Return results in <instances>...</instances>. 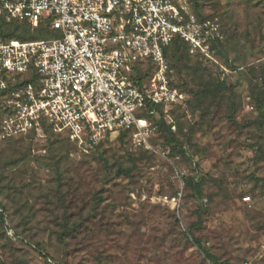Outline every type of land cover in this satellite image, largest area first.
Listing matches in <instances>:
<instances>
[{"label":"rangeland","instance_id":"1","mask_svg":"<svg viewBox=\"0 0 264 264\" xmlns=\"http://www.w3.org/2000/svg\"><path fill=\"white\" fill-rule=\"evenodd\" d=\"M178 1L224 36L217 63L182 56L173 76L197 169L163 132L153 150L129 137L85 153L63 133L11 135L0 118V264H46L38 246L53 264H214L202 249L264 264V0Z\"/></svg>","mask_w":264,"mask_h":264},{"label":"built area","instance_id":"2","mask_svg":"<svg viewBox=\"0 0 264 264\" xmlns=\"http://www.w3.org/2000/svg\"><path fill=\"white\" fill-rule=\"evenodd\" d=\"M0 18L33 28L46 20L60 33L30 42L0 37L7 132L26 135L46 124L85 153L121 133L153 150L160 120L176 133L174 110L185 103L167 49L180 39L191 55L217 63L214 46L224 39L216 19L198 16L178 0H0ZM183 151L196 170L186 145ZM170 152L157 151L165 159ZM176 173L181 191L174 205L182 200L186 176Z\"/></svg>","mask_w":264,"mask_h":264},{"label":"trees","instance_id":"3","mask_svg":"<svg viewBox=\"0 0 264 264\" xmlns=\"http://www.w3.org/2000/svg\"><path fill=\"white\" fill-rule=\"evenodd\" d=\"M193 12L195 14H197L198 16H200L201 13H203L202 11L197 10V9H195ZM205 16H207V15H205ZM207 17H209V16H207ZM59 35H60L59 32L50 30V22L46 21V20L41 21L37 28H33L31 25H29L27 23H22V22H10V23H8L5 20H3L2 18H0V37L6 41L30 42V41H39V40H50L53 38H57ZM221 46H222V43H219L216 46H214V48L216 49V51H220ZM182 56H186L187 58H192V59H198L200 61H205L199 55H191L189 46L184 41H181L180 39H175L166 51V58L168 60V63L170 65L171 70L173 71V76L175 73L176 62H178ZM145 75L148 76L149 73H146ZM176 86L181 91L179 85H176ZM4 96H5V94H0V118L1 119L4 118L6 115V111L3 108V97ZM178 110H180V108H176L174 110V116H175V120L177 123V127H178V118L176 117V112ZM230 119L233 121L232 117H230ZM158 124L159 125H158L157 133L163 132V133H166L168 135L169 145L173 146V149H174L173 150L174 159L176 156H178V153H177L178 149L177 148H181L179 150V152L184 154L183 146H184L185 142L182 141L180 138L179 127H178V131L176 133H172L170 131V129L165 125V123L162 120L158 121ZM42 128L46 132L53 131L52 128L46 124H43ZM31 133H34V132H31ZM129 137L130 136L128 133H121L117 140L121 141V140H124V139L129 138ZM71 141L77 146V144L72 139H71ZM107 142H110V140L109 139L103 140L96 147V149L99 148L103 143H107ZM185 157L186 156L184 154L182 157V160ZM187 182H188V186H190L193 189V192L195 193L196 198L200 199L201 194H202L201 183L195 182L193 179H188ZM0 219L1 220L5 219L4 208L2 207V205H0ZM194 242L199 248H202L200 240L194 239ZM35 251L37 253H39L42 258L45 259L46 264H53L52 257L49 254L45 253L39 246L35 248ZM202 251H203L205 257L207 259H209L210 261H212L214 264H221V263H219L218 259L215 256L211 255V253H209L208 251L203 250V249H202Z\"/></svg>","mask_w":264,"mask_h":264}]
</instances>
